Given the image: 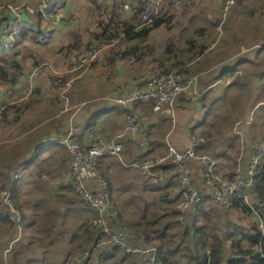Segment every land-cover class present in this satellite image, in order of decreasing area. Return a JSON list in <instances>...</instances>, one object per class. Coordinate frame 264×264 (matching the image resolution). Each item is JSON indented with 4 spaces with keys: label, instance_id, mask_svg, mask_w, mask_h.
Here are the masks:
<instances>
[{
    "label": "crops",
    "instance_id": "obj_1",
    "mask_svg": "<svg viewBox=\"0 0 264 264\" xmlns=\"http://www.w3.org/2000/svg\"><path fill=\"white\" fill-rule=\"evenodd\" d=\"M136 2V0H110L96 5L94 0H55V3L60 5V8L64 12L63 20L67 21L63 23L65 24V28L62 29V25L53 30L51 28L45 29L43 26V29L40 28L39 34L37 33L39 35L37 40H33L32 38V40H29L28 46L32 49V52L34 51L35 58H42L44 55L49 54L48 50L57 49L55 53L58 56H56L57 58L51 57V62L61 60L60 54L62 55L63 53L62 48L66 47L70 52L69 59L63 67L60 64L58 66L55 65V67L47 65L48 72L45 75L39 67V74L33 77L34 91L29 96L30 101L27 104V111L30 114L28 116L25 115L23 110L26 108L18 105L17 109L9 113L10 117L6 119L7 125L9 124L10 126L6 127L3 123L0 127V148L3 147L1 142L3 136L6 135H11L12 138L13 136L16 137L14 139L16 142H22L20 151L23 150L24 152L16 158L15 170L10 180L13 185L17 184L18 186L24 178V180L30 181L31 178L28 176L32 174L36 180H42L45 183L49 182L50 188L53 189L52 193L58 194L56 188L62 187L59 184V179L69 162V154L60 140L70 129L77 127L82 130L90 124H96L99 127L100 133L105 138L119 135L123 131L122 121L124 115L127 114L126 112L138 113L144 119V122L145 120L147 121L148 117L149 123H147V127H151L150 131L148 130V136L152 137H150L151 142L148 146L150 152L161 144L170 145L177 150L186 149L188 146L183 145L182 141L185 142L186 140L190 144L189 140L191 141V137L200 135L201 133V135L206 134V137L204 136L206 142L202 147L204 153L212 154L217 161L220 159V164L231 162L233 164H241L243 167L246 164L247 156L255 151L260 142H264V0H238L223 20L221 18L222 0H187V10H182V12L173 11L165 6L158 17L162 21L159 26L150 28L140 38L135 39L128 36V38L123 40L125 44L121 48L102 45L100 54L91 63L90 68L87 67L74 72L71 61L78 53L85 49L80 44L74 45L70 41L71 31L78 28L76 25L80 21L78 20L79 16L89 15L91 17V15H94L96 25L102 20L100 16L126 23L129 20L131 21L132 17L129 16L123 4L132 6ZM14 3L12 1L13 5L17 4ZM188 24L200 27L201 30H203L202 27L205 29L209 28L217 36H214V39L207 42L206 45H203L196 38H193V41L187 45V52H195L198 55L202 54L203 61L201 64L204 65V68L199 64L198 67L202 68L203 71L200 72L199 69L194 70V67H191L192 62L186 63V75L199 73L198 84L193 89L187 91L186 94L179 96L175 105L178 106L180 104L184 109H205L211 107L213 110L211 116L203 125L197 123L194 127L188 128L185 134L179 133L178 138L181 140L178 142L181 146H173L168 141V136L171 132L167 134V126L159 124L162 122V117L153 113L147 104L134 105L126 110H117L112 103V99L118 92L131 90L135 87V75L137 72L134 69L136 67L131 64V55H124L125 52H131L133 46H137L140 49L139 41L146 40L148 36L155 32L157 34L161 31L176 33V27L181 26L180 29H182ZM220 24L222 28L220 31H217L215 28ZM112 26L116 27L115 30H117V26L113 24ZM172 28L173 30H171ZM51 30L52 32H50ZM118 31V36H113L123 37L124 34L120 32L121 28ZM136 31L138 30L133 29L131 32ZM43 36L47 38L41 40L40 38ZM62 37H66L67 40H61ZM54 38L55 43L59 41L56 47L51 44ZM87 38L88 36L82 35L81 40L86 43ZM202 38V40L206 39L203 36ZM4 41L9 43L8 37ZM168 43L169 40L165 43L166 47H168L167 51L165 50L166 52H168V49L174 48L172 44L168 45ZM198 59L193 63L196 64ZM33 64L35 65L34 61L27 63L28 72L22 71L19 83L14 87H8L13 91L12 103L9 105L21 104L29 100V97H24L23 95L24 81L22 76L30 73L31 69L34 68ZM86 72L93 74L91 78H85L86 80H83V84L86 87H91L90 91L94 96L92 100L96 102L94 105H91L82 112H77L76 116L71 114L56 115L53 114L55 111L51 113V111L46 110V102L49 99L55 98L56 101V98L60 99V97L68 94L67 90L71 86L70 82H72V79L70 78L69 80V77L73 74L83 75ZM61 76L65 77L63 79L64 82H61ZM133 78L134 81L132 83ZM89 83L91 84L89 85ZM30 103L34 104L30 105ZM1 104H3V100L0 95ZM34 106L35 108H32ZM145 107L148 108L147 112L146 110L144 112ZM20 108L22 109L20 110ZM177 115L178 113H176ZM217 117L221 118L224 122L227 121L225 125L228 127L227 130L222 129L224 135L219 139L220 142L215 138V130L217 128H215V124L211 121ZM0 120L2 121V119ZM174 123L176 126L178 123L177 118ZM174 125L172 128L175 127ZM156 130L159 131L158 136L156 135L157 133H153ZM214 141H217L216 145L221 143L220 146L216 147ZM123 142L125 143V150H123L120 159H112L122 162V155L126 151V144L130 143L127 136L123 137ZM236 143L238 144L237 146ZM42 147H46L43 155L42 153L40 154ZM221 148L225 149V154L218 151ZM62 149L65 150L66 155L62 153ZM232 149L243 150L246 157L242 156V158L226 161V154L227 156H231L230 150ZM67 155L68 158L65 157ZM234 160L235 162H233ZM46 164L50 166L47 170H43ZM193 164L189 163L188 165L194 172L193 176L197 178V184L200 186L196 168L198 165L193 166ZM58 165L59 167H57ZM250 198V202L253 204L256 201L255 196L250 194ZM30 202L26 205H29ZM31 206L33 209L39 207L34 202L31 203ZM20 207L22 208V206ZM50 207L53 213L58 209L52 206L47 208L50 210ZM59 209L60 211H64L66 207L64 206L62 210L61 207ZM49 213V211L45 212L44 216L49 217ZM50 214L52 215V213ZM39 216V212H32L27 217L25 215L23 228L27 227L29 229V227L34 226ZM249 216V219L253 218L254 223V217L251 213ZM54 224L55 222L52 220V223L47 225L45 230L51 232ZM12 230L13 238L11 241H17L22 236V233H17L15 227ZM31 235L37 237L35 231Z\"/></svg>",
    "mask_w": 264,
    "mask_h": 264
},
{
    "label": "rangeland",
    "instance_id": "obj_2",
    "mask_svg": "<svg viewBox=\"0 0 264 264\" xmlns=\"http://www.w3.org/2000/svg\"><path fill=\"white\" fill-rule=\"evenodd\" d=\"M12 1L17 3H14L17 6L27 5L28 7H32V9L34 8V14L29 13V15H35V11H38L39 6L43 3V0H0V18L4 13H7L5 12L6 9L9 8L10 10V7L13 6ZM184 10H187V7ZM20 12L23 14L26 11ZM61 13H64L62 9ZM41 17V29H43L44 26L45 29L51 28L55 30L62 25V29H64L65 24L63 23L67 22L64 21L63 18L59 24L54 25L44 15H41ZM100 18H102V20H100L96 25V22H94L96 19L94 15H91V17L89 15H80L78 18L80 21H78V24L76 25V27H78L77 30H69L72 32L70 34L71 43H74V45L80 44L85 49L89 44H97L99 47H101L102 45H105L107 41L105 37L110 35L103 34L104 27H110L113 24L120 29L124 26V23L117 20H110L102 16H100ZM3 25L4 23L1 22L0 30ZM180 27L181 26L176 27V33H172V31L169 33L166 31V33L161 31L157 34L155 32L148 36L146 40L142 42L139 41L138 44L140 49H138L136 53L131 54L130 57L132 66L136 67L134 69L135 72H137L135 75L136 79L140 75L149 77L168 72L170 69H172V67L178 65L176 62L180 63L179 65L182 66H185L188 62H192L191 67H194V70L199 69L200 72L202 71V68H204V65L201 64L203 61V57H201L202 54L198 55L195 54V52H187V45L193 41V38H196V40L201 41L203 45H206L207 42L214 39V36H217V34L212 33L209 28L205 29L202 27L203 30H201L200 27H194L192 24H188L182 29H180ZM171 30H173V28ZM74 32L77 33L74 34ZM31 35L32 34H29V36L27 35L21 41L15 40L16 42L14 45L13 41L10 42V40L9 43H5L6 45L0 44V56L9 63L13 61L17 62L21 67V72L24 71L26 73L29 70L27 68V63L30 61H34L35 65H33L39 66L41 72H43L44 75L48 72L47 65L55 67V65L58 66L60 64L62 67L64 66V64L68 61V56L70 54L66 47L62 48L63 53L64 51H66V53H62V55L60 54L62 59L58 60L57 62H51L50 60L51 57L57 58L56 56L58 55L55 53L57 49H50L48 50L49 54L44 55L42 58H35L36 55L34 51L32 52V49H30L28 46L29 40H32ZM82 35L88 36L86 40L87 42L85 41L86 43L81 40ZM205 35L206 39L202 40V36L204 37ZM118 38H120L118 44L113 47L121 48V46L125 44V41H123V37ZM62 39L67 40L66 37H62L61 40ZM168 40V45L172 44V47L174 48L171 50L168 49V52H166L168 47H166L165 43H167ZM54 41L55 38L51 41V44L56 47L59 44V41L56 43ZM78 54L76 57H78ZM196 59L198 60L196 64H194L193 62ZM199 64L202 68L198 67ZM195 74L199 75L197 72ZM92 76L93 74H91V72H86L83 75L73 74L71 77H69V80L71 78L72 82H70L71 86L67 90L68 94L60 97V99L56 98V101L55 98L49 99L46 102V110L49 112L51 111V113L55 111L53 114L56 115L71 114L76 116L77 112H82L91 105H94L96 102L92 100V97L94 96L90 91L91 87H86V85L84 86L83 84V80L91 78ZM64 78L65 77L61 76V82H64ZM133 81L134 78L132 83ZM90 84L91 83H89V85ZM29 101L30 97L29 100L25 101L24 103H17L13 108L8 109L6 111V117L2 116V121L0 120V127L3 123L6 125V127L10 126L9 124L7 125L8 122L6 121V119L10 117L9 113L15 111L18 105L22 106ZM33 104L34 103H30V105ZM32 108H35V106ZM66 108L67 110H65ZM115 108L117 110H126L118 106H115ZM145 108L144 112L145 110L147 112L148 108ZM21 109L22 108H20V110ZM212 110L213 109L211 107L205 109H184V107L180 104L178 106L175 105L174 114L175 119L177 118L178 121L176 126L174 125L175 123L172 124L168 117L163 116H161L162 122L159 124L167 126V134L171 132L168 136V141L171 142L173 146H181L178 142L181 140L178 138L179 133H182V135L185 134L188 128L194 127L197 123L199 125H203L204 122L211 116ZM23 112L27 116L30 114L27 111V108L24 109ZM176 113H178L177 116ZM125 117L126 116L124 115L122 123H124ZM211 121L215 124V128H217V130H215V138L218 142H220L219 139L222 137V135H224V131H222V129L224 128L227 130L228 128L226 127L227 125H225L227 121L224 122L219 117ZM147 123H149L148 117L147 121L145 120L144 122L143 120L142 131L147 135L150 143L152 137L148 136V130L150 131L151 127H147ZM173 125L175 127L172 128ZM153 133H157L156 135L158 136L159 131L156 130ZM200 136L203 135L200 133ZM14 139H16V137L13 136L12 138L11 135H6L3 136L1 142L3 147L0 148V188H4L2 190H6L10 186L11 176L15 170L14 167L16 165V158L17 156L22 155L24 152L23 150L20 151V145L22 142H16ZM217 141H214L216 147L220 146L221 144L219 143L216 145ZM187 142L188 141L186 140L185 142L182 141L183 145L190 147V144ZM237 145L238 144L236 143V146ZM45 148L46 147L41 148L40 154L42 153L43 155L45 153ZM166 149L167 146L165 144H161L150 152L149 149L147 151L140 150L131 143H127L126 151L122 155V162L108 157H100L98 159V170L109 182L111 187V204L118 212V222L120 227L130 231L133 234L136 242H142L143 237H146L148 246H153L156 248L158 245L163 246V243L164 246L168 245L170 248L169 251H176L172 255L173 259L176 261V264L196 263V252L199 250L198 242L202 240L201 233L199 234L195 232L198 226H202L204 228V232L208 237L211 235L217 236L222 241H225L227 245V241H230L227 239V237H229L230 234H237L238 236L240 229L247 232L253 231V228H251L254 226L253 218L249 219L250 216L248 213H242L234 207L224 209L218 205L211 204L208 200L202 201L201 204L196 208L187 206L186 209L181 210V208L178 207L177 199L172 200L171 198V196L176 195L178 192V188L173 184V182L168 180L167 184L164 182L155 185L150 183L149 180L145 179L136 166L142 165L144 161L150 162L151 160L160 159L166 154ZM218 151L224 152V154L226 153L224 148H221ZM62 153L64 155L67 154L64 149H62ZM251 154L247 156V160L245 161L246 163L248 162ZM209 155L213 156L210 153ZM230 155L231 156H227L226 154V161H229L230 159L233 160L235 158H242V156L246 157L245 152L241 149L239 151L237 149L230 150ZM65 157L68 158V155ZM215 160L217 161L216 158ZM219 161L220 159L217 161L218 172L224 178H229L233 176L237 170H241L242 172L246 168V164L242 167L241 164H233L231 162L220 164ZM168 162L169 160L163 162L160 167L157 166L153 168L152 172H157L161 169L169 167ZM233 162H235V160ZM195 165L196 163L193 164V166ZM49 166L46 164L43 167V170H47ZM57 167H59V165ZM196 168L198 171V179L200 180L199 167L196 166ZM59 173L61 174V172ZM192 174H194L193 171ZM28 177L31 178L30 181H26L24 178L17 186L18 191L16 194V201L20 204V206H22V208L20 209L21 211H19L17 208L16 209L18 212H20V214L22 213V215H26V217L32 212H39L40 216L36 219L37 222L34 226L29 227V229L27 227L21 228L22 230L20 233H22V236L19 237L17 241H11L13 238V230L8 224L7 220H0V264H142L137 259H134L131 256H126L118 250H114L112 254L107 257H104L103 253L109 251L101 250L92 254L89 260L77 262L75 259L78 258L81 250L88 249L94 243V235L85 227V221L88 218L94 216L95 213L91 211L85 204H83L80 198L70 188L63 186L60 182L59 184L62 185V187L60 186L56 188L58 194H53V189L50 188L49 182L45 183L42 180H36V178H33L32 174ZM196 179L197 178L194 177V180L197 183ZM12 201L16 206L15 198L14 200L12 199ZM30 201L34 202V204L37 203L39 207L33 209L31 206L32 202ZM29 202L30 204L26 205ZM248 202L252 204L249 199ZM242 204L247 206L245 203ZM49 206L58 209L53 213V211H51V207L50 210L47 208ZM64 206L66 209L64 211H60L59 208L61 207L62 210ZM48 211L52 213V215L49 213V217H45L44 214ZM0 213L4 215L6 213L5 209L1 207ZM52 220L55 222V224L51 233L49 231L47 232L45 228L47 225L52 223ZM8 221L12 223L9 218ZM33 230L36 232L37 237L31 235L34 232ZM15 231H17V229ZM17 233H19V231H17ZM137 234H140L141 236ZM245 241L246 240L243 241L244 248H248V245ZM163 252L166 253L165 250Z\"/></svg>",
    "mask_w": 264,
    "mask_h": 264
},
{
    "label": "built area",
    "instance_id": "obj_3",
    "mask_svg": "<svg viewBox=\"0 0 264 264\" xmlns=\"http://www.w3.org/2000/svg\"><path fill=\"white\" fill-rule=\"evenodd\" d=\"M110 0H94L96 5ZM130 6L123 4L133 20L134 30H140L150 26L162 13L163 7L173 11H182L187 7V0H136ZM237 0L222 1V20L227 17ZM14 6V7H13ZM10 7L15 16L12 25L7 30L8 37L14 39L20 32L23 19L20 11L34 14V8L27 5H13ZM38 11L42 16L50 20L54 25L63 19L61 9L55 0H43ZM222 28L221 24L216 27L217 31ZM206 37V35L204 36ZM105 45L115 46L119 38L112 36L106 39ZM101 47L91 45L78 54L72 60L73 71L87 68L100 54ZM39 66H34L28 75H23L24 97L33 94V77L39 74ZM199 75H185L182 67L174 66L168 72L153 76L140 75L136 79V85L131 90L118 92L112 99L114 106L124 109L139 104H147L151 111L163 117H168L172 124L175 121L174 107L177 98L193 89L198 84ZM0 95L3 104L0 105V119L5 104L12 103L13 91L4 85H0ZM67 110V108L65 109ZM63 112V111H61ZM123 131L111 138H105L100 133L96 124H90L84 129L74 127L60 140L69 154V162L59 182L70 188L91 211L94 216L85 221L86 228L94 235V243L88 249H82L77 262L89 260L92 254L101 250L115 249L126 256L137 259L142 264H164L157 255L153 246H148L146 237L142 242H136L133 234L118 222V212L111 204L110 187L107 180L98 170L100 157L120 159L124 150L123 137L127 136L130 143L140 150L147 151L149 139L142 131L143 118L136 112L125 115ZM206 139L203 136L191 137L190 147L177 150L167 145L166 154L160 159L145 162L136 167L145 179L150 183H168V180L177 186L178 192L171 196L177 199L181 210L187 206L196 208L202 201L221 208H232L233 202L245 203L254 217L256 232L264 236V210H259L254 203L250 204V194L256 190L259 182L264 178V142H260L246 163L244 171L237 170L229 178L222 177L218 172L215 158L202 151ZM169 167L152 172L155 167H160L168 161ZM189 163H196L200 170V186L194 180ZM198 186H197V185ZM0 188V208L5 209L4 215L14 223L17 231L22 230L24 221L20 212L12 201L11 187L6 190ZM141 236L140 234H137Z\"/></svg>",
    "mask_w": 264,
    "mask_h": 264
},
{
    "label": "trees",
    "instance_id": "obj_4",
    "mask_svg": "<svg viewBox=\"0 0 264 264\" xmlns=\"http://www.w3.org/2000/svg\"><path fill=\"white\" fill-rule=\"evenodd\" d=\"M57 4V3H56ZM58 5V4H57ZM60 7V5H58ZM7 12L4 13L3 16L0 18V23L3 22L4 25L1 28L0 32V44L5 45V39L8 37V33L6 31L12 25L14 21V15L12 12L8 9L5 10ZM36 15V16H35ZM35 15H29V12H24L21 14L22 19L24 18V25H22V29L20 32L15 36V38L12 40L8 37L10 42L13 41L14 43L19 40L21 41L23 38H25L27 35L32 34L33 40H37L40 30V24L42 22V17L39 12H35ZM31 19V20H29ZM29 20V21H28ZM133 18H131V21L124 23V26L121 27V31L123 35V39L128 38V36H131L132 38H140L142 35H145L150 28L157 27L161 24L160 18H157L150 26L144 27L143 29H140L136 32L133 31L134 27L132 25ZM132 22V23H131ZM116 27L114 26H106L104 27L103 34H110L105 37L108 39L109 37L116 35L118 36V29L115 30ZM52 32V30L50 31ZM47 38L46 36L41 37V40H45ZM104 38V39H105ZM16 40V41H15ZM105 42V41H104ZM93 45V44H91ZM90 44L86 46V48H89L91 46ZM97 45V44H96ZM98 46V45H97ZM138 47L133 46L132 51L125 52L124 55H131L133 53H136ZM177 66L182 67V73L186 75V67L179 65L180 63H177ZM21 74V67L18 65L17 62H7L3 57L0 56V85H4L6 87H14L19 83V78ZM26 104H23L25 108L28 107ZM15 105H6L2 110V116L6 117L7 113L6 111L10 108H13ZM203 136L206 137V134H203ZM206 139V138H205ZM11 183V182H10ZM11 187V196L12 199L16 202V208L21 211L20 204L16 201V194L18 191L17 184L13 185L10 184ZM253 196H255V207L260 210H264V178L261 179L259 182L257 188L255 191L251 193ZM232 207L235 209L241 211L242 213H251V210L248 206H245L244 204L240 202H233ZM194 210V209H193ZM21 216H23V221L25 218V215L21 213ZM0 220L6 221L8 224L13 227V223H10L8 221V216L3 215L0 213ZM253 228V231H245L240 229L237 234H230L229 237H227L228 245L225 241H222L217 236H207V234L204 232V228L202 226H198L195 230L196 233H201L202 240L198 242L199 244V250L196 252V263L195 264H264V236H261L259 233L256 232L255 227ZM145 231V230H144ZM244 240L248 245V248H244ZM164 246V243H163ZM162 245H158L157 248V255L160 258V260L164 264H176V261L173 259L172 255L176 252L175 250L169 251V246L165 245L163 247ZM115 249L106 250L109 252L103 253L104 257L110 256L112 252ZM166 251L163 252V251Z\"/></svg>",
    "mask_w": 264,
    "mask_h": 264
}]
</instances>
